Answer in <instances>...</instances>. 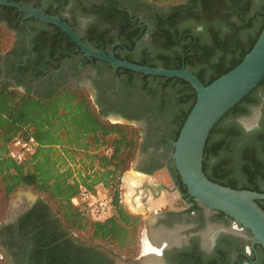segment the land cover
I'll list each match as a JSON object with an SVG mask.
<instances>
[{
  "label": "flooded vegetation",
  "instance_id": "1",
  "mask_svg": "<svg viewBox=\"0 0 264 264\" xmlns=\"http://www.w3.org/2000/svg\"><path fill=\"white\" fill-rule=\"evenodd\" d=\"M8 1L63 20L88 46L112 52L119 59L162 66L163 61L176 58V45L162 47V39L154 37L158 23L174 20V4L153 0ZM16 11L11 16L13 44L0 56V85L33 96L70 88L87 93L103 119L140 125L143 136L135 169L143 180L131 195L136 196V203L141 200L142 207L133 211L128 202L122 206L135 219L129 230L140 226L132 236L137 239L135 250L131 244L121 253L73 235L38 198L30 206L24 205L15 219L0 224V257L11 264H26V260L28 264H146L147 241L162 231L176 241L161 246L159 264H264V249L251 231L192 197L171 160L172 140L186 120L187 104L176 121L177 101L162 96L153 76L145 80L141 74L87 56L58 26ZM0 17L9 19L10 15L0 8ZM189 28H182L185 36L203 31L200 25L186 31ZM256 91L254 101L240 105L243 112L225 120L227 126L245 135L261 129L264 90ZM259 182L263 191L264 182ZM127 194L128 190L125 197ZM259 201L264 209V200Z\"/></svg>",
  "mask_w": 264,
  "mask_h": 264
},
{
  "label": "trees",
  "instance_id": "2",
  "mask_svg": "<svg viewBox=\"0 0 264 264\" xmlns=\"http://www.w3.org/2000/svg\"><path fill=\"white\" fill-rule=\"evenodd\" d=\"M153 1L175 5L174 20L158 23L154 37L162 39V47L176 45V58L163 61L162 66L140 65L179 69L185 63L205 85L238 66L264 28V0ZM0 8L10 15L9 19L0 17L1 56L10 50L13 13L17 9ZM197 25L203 27L197 36L182 32L185 26L190 27L186 29L189 31ZM147 77L143 75L145 80ZM153 77L163 97L171 96L188 105L186 119L197 99L195 89L183 79ZM259 89L264 90V79L211 131L203 170L216 183L264 192L259 189V181L264 182V123L260 130L247 135L225 124L227 118L243 112V102L254 101L253 94ZM29 136L36 139L37 149L23 162H17L9 156V146L15 138ZM140 138V129L132 125L105 121L85 93L66 88L47 96H33L0 85V219L11 195L21 188H32L57 204L70 228L88 229L93 239L127 244L131 232L128 225L135 219L123 209L119 189L136 157ZM235 177L245 184L239 187ZM100 185L109 194L104 193L112 202L114 215L94 221L82 205L74 206L72 199L82 187L96 191Z\"/></svg>",
  "mask_w": 264,
  "mask_h": 264
},
{
  "label": "water",
  "instance_id": "3",
  "mask_svg": "<svg viewBox=\"0 0 264 264\" xmlns=\"http://www.w3.org/2000/svg\"><path fill=\"white\" fill-rule=\"evenodd\" d=\"M0 5L16 8L58 26L82 53L105 61L115 68H123L141 75L187 81L195 89L197 99L177 139L172 140L174 151L171 160L192 197L200 204L228 215L250 230L257 243L264 249V209L257 202L264 200V192L221 185L210 180L203 170L205 147L213 128L264 79V28L251 51L238 66L211 84L205 85L185 64L179 69H169L122 60L112 52L107 54L91 48L71 26L59 18L43 15L38 9L30 10L8 0H0ZM114 120L116 123H133L116 118ZM158 189L160 190L161 186ZM35 200L33 195L19 193L18 198L11 201L5 221L9 218L15 219L22 212L24 205L30 206Z\"/></svg>",
  "mask_w": 264,
  "mask_h": 264
},
{
  "label": "rangeland",
  "instance_id": "4",
  "mask_svg": "<svg viewBox=\"0 0 264 264\" xmlns=\"http://www.w3.org/2000/svg\"><path fill=\"white\" fill-rule=\"evenodd\" d=\"M13 41H14L13 40V34L10 33L8 46H10V45L12 46ZM11 46H10V48H11ZM13 91L20 92L18 90H13ZM80 93H83V92H80ZM160 93L162 94V90L160 91ZM85 94H87V93H85ZM87 96L89 98V95L88 94H87ZM90 101H92V100L90 99ZM91 103L93 105V102H91ZM185 107H186V104H183V103H180V102H177L176 103V107H175V111H176V121H178V119L180 118V116H181L180 112H182L183 111V108H185ZM104 120L107 121V122H109V123H112V124L113 123H116V121L114 119H110V120L104 119ZM120 124H123V125H132L133 127L140 129V127H139L140 125H138L136 123L135 124L120 123ZM140 136L141 137L143 136V133H142L141 130H140ZM138 151H139V149H138ZM138 151H137L136 157H135L134 161L132 162L130 168L124 173V175L122 177V180H121L120 189H119L120 190V203H121V205L124 206V204L128 202L129 207L130 208L132 207L130 210H133V211H138L142 207L141 200H140V202H137V203L135 202L136 203L135 204V203H131L130 200L128 199L129 196L134 197L133 195H130V194H133L135 192V190H133L132 188L137 189V187L139 186V184L143 180V178L139 176L140 173H137V171L135 169V167H136V165H137V163L139 161V158H140ZM164 172L165 171L163 170L162 173H164ZM230 177L234 178V175L232 173H230ZM235 179L237 180V182H239L240 185L245 184V181L241 180L239 177H235ZM128 181H130L129 182L130 185H128ZM98 190L102 194L106 193L107 195H109L108 192L106 191V189L103 186H101V185L98 186ZM127 190H128V194L125 197ZM130 190L132 192H130ZM19 193H25V194H27V196L33 195L36 199L39 198V199L43 200L45 203H47V205L50 207V209L53 211V213L61 221V223L63 224V226L70 233H72L73 235L79 237L81 240H84V241L89 242V243H97L98 245H100L103 248L113 247V248L117 249L118 251H120L121 253L124 252V250L128 246H130L131 244H132V246H131L132 247V251L135 250V248H136L137 239H134L133 240L132 236L133 235L134 236L137 235L136 232H138L137 230L139 229L140 224H139V226L137 225V227L135 229H132L131 230L130 237L132 238V240L129 243L124 244V245H120V244L115 243V242L110 241V240L101 241V240L93 239L91 237L90 231L88 229H73V228H70L69 226H67L65 224L62 216H61V212L59 211L57 204L55 202L49 200L44 194H42V193H40L38 191H35L32 188H21V189L17 190L13 195H11V197L8 200V206H7L6 210H5V212L3 213L2 218L0 219V224L3 221H5L6 214H7L8 210H9L10 205H11V201H13L14 199H17ZM133 205H136V206L133 207ZM0 261L3 264H11V263H9L8 261H6L5 259H3L1 257H0Z\"/></svg>",
  "mask_w": 264,
  "mask_h": 264
},
{
  "label": "built area",
  "instance_id": "5",
  "mask_svg": "<svg viewBox=\"0 0 264 264\" xmlns=\"http://www.w3.org/2000/svg\"><path fill=\"white\" fill-rule=\"evenodd\" d=\"M38 143L32 136L15 138L9 148V156L17 162H23L32 156ZM74 206H83L94 221H104L113 217L114 207L111 200L100 191H90L81 188L78 195L72 199Z\"/></svg>",
  "mask_w": 264,
  "mask_h": 264
},
{
  "label": "bare ground",
  "instance_id": "6",
  "mask_svg": "<svg viewBox=\"0 0 264 264\" xmlns=\"http://www.w3.org/2000/svg\"><path fill=\"white\" fill-rule=\"evenodd\" d=\"M250 121H248V122L251 123ZM132 189L136 191L135 188H132ZM130 192H132V191L130 190ZM129 197H128V199L131 201V203H135V201H137L135 199L136 196H134V197L129 196ZM134 206H136V205H133V207ZM232 230L236 231V229L234 227H232ZM210 233H211V231H210ZM175 241L176 240L173 237H171L169 233H166V232H162L161 231L158 234L152 235L150 237V239L147 241L148 242L147 243L148 244V246H147V250H148V252H147V255H148L147 256V260L148 261H147L146 264H159L158 255H159V250H160L161 246L163 247V246L169 245L171 243H175ZM205 243H208V240H206V238H205Z\"/></svg>",
  "mask_w": 264,
  "mask_h": 264
}]
</instances>
